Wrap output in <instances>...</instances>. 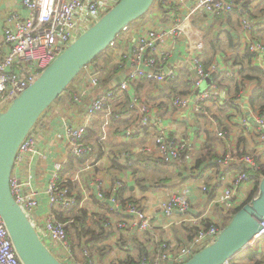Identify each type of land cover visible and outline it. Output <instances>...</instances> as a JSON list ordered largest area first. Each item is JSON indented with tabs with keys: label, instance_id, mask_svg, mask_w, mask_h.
Returning <instances> with one entry per match:
<instances>
[{
	"label": "built area",
	"instance_id": "obj_1",
	"mask_svg": "<svg viewBox=\"0 0 264 264\" xmlns=\"http://www.w3.org/2000/svg\"><path fill=\"white\" fill-rule=\"evenodd\" d=\"M23 6L28 10L27 17H20L14 13L11 25L4 30L5 42L10 52L0 63V113L7 110L10 104L26 91L38 79L41 73L52 64L64 51L72 45L89 28L98 23L114 6L121 0H21ZM167 3L165 9H171L176 4L191 3L193 7L185 22L198 14H204L211 18L225 17L234 13L237 4L234 0H163ZM242 28L248 34L255 31L254 23L244 17ZM131 31L126 27L123 33ZM185 33L184 24L177 26H165L161 29H144L139 31L132 42L129 50L119 54L123 70L121 74L125 80L115 90L108 89L92 100L89 96L100 90L102 73L101 69L90 64L81 72L80 85L77 92L72 95L75 105L85 103L86 121L80 126L68 127L66 140L70 152L78 159L84 158L87 154L95 152L94 148L85 140L88 123L95 114L105 112L106 118L103 124V131L106 133L108 127L113 125L112 117L116 120H127L128 123L122 128V134L127 140L144 137L146 132L156 129L158 133L154 138V146L141 148V152L149 155L158 162L167 164L178 161L187 150V142L170 137L161 131L163 116L155 115L154 109L138 97L133 90L134 83L138 81H149L163 85L169 79L179 76L178 69L170 67L171 51L165 48L169 41H174ZM117 37V39L119 38ZM116 39V40H117ZM116 40L109 46L115 50ZM251 53L264 59V42L251 39L247 45ZM108 49V50H109ZM204 50L202 41L194 44L188 54L192 68L196 71V77L185 76L191 81L194 93L185 97L176 96L169 102L170 108L178 112L207 111L208 101L220 99V87L213 85L210 90L201 94L196 91L202 86L206 77L212 73H218V67L212 66L207 72L202 64L201 53ZM129 94V105L127 108L117 107L121 100L117 97ZM117 100V101H116ZM226 101L227 98L220 99ZM235 104H237L235 102ZM118 109V111L116 110ZM197 111V113H199ZM255 114V113H253ZM256 125L260 140L264 141V115H253L251 119L242 120L243 127ZM38 132L35 128L31 131L22 143L16 159L15 167H20L27 161L30 155L38 151ZM219 138H225L226 134L219 133ZM239 157L232 154L222 156L219 161L222 167L232 165L241 166L245 169H259L258 161L252 158L247 152H240ZM91 167L88 162L82 170ZM63 170L61 164L56 165L54 177L47 189L49 213L44 221H40L37 215L39 202L37 193L30 187L29 182L20 184L18 179L12 176L11 190L22 208L23 212L31 221L40 239L53 255L62 264H97V258L92 255L89 247H84L78 253L74 247L66 224L59 221L55 214L58 210H72L80 206L78 198L68 187H60L59 173ZM222 183L219 192L212 200L213 204L223 213H231L240 204L238 195L244 183H251V176L246 172L222 175L218 178ZM65 182V181H64ZM22 189L25 191L22 193ZM123 189V183L118 181L114 189L108 195L100 193L102 201L119 206L117 199L118 192ZM204 193L210 197L212 189L205 186ZM106 204V203H104ZM163 213L167 218H173L177 213L191 212V202L187 193L178 194L162 204ZM123 219L118 224L119 230L126 229V221H129L131 229L140 232H148L152 227V221L144 210L135 204H127L123 210ZM121 217V218H122ZM206 215H197L189 223L195 229L192 239L181 245H172L167 241L157 244V250L152 256H144L132 262H119L114 264H183L189 261L194 255L204 248L212 245L218 239L223 228L220 224L212 222L205 224ZM110 222L106 228L113 226ZM261 231L256 235L255 240L264 237V222L261 223ZM0 264H23L17 255L9 231L0 216ZM225 264H230L227 262Z\"/></svg>",
	"mask_w": 264,
	"mask_h": 264
},
{
	"label": "crops",
	"instance_id": "obj_2",
	"mask_svg": "<svg viewBox=\"0 0 264 264\" xmlns=\"http://www.w3.org/2000/svg\"><path fill=\"white\" fill-rule=\"evenodd\" d=\"M234 1L237 4V11L235 10L231 17L211 18L204 14H198L188 22H185V17L189 15L193 7L191 3L176 4L171 9H164V12L157 8L153 10L150 13L153 15L148 16L145 21L131 27V31L123 33L116 40L117 46L115 50L109 49L108 55L104 56L101 61L94 65L100 68L101 73H103L101 76L102 88L89 96V99L92 100L95 96L98 97L99 94L104 93L106 90L118 87L117 79L123 76L121 71H118L112 81H110L112 74L109 75V73L110 71L113 73V69L119 67V54L125 50H129L139 31L153 28L161 29L165 26H177L181 24L185 26V33L178 39L169 41L167 46H165L168 51H171L170 67L178 69L179 76L177 78L179 81L175 86L177 91L183 93L182 91L187 89L188 86L193 85L191 81L185 78L187 75H190L192 78L194 77L191 73L193 68L189 62L188 54L194 44L202 41L206 47L204 60H202L205 61L209 56L214 54L212 64L205 69L209 70L213 64H217L219 72L212 73L211 75H216L221 82L220 99H228L227 93H233L234 85L236 87L243 79L239 73L240 67L235 66L234 63L245 60L244 55L247 52L246 48L249 40H257L256 37L258 36L263 41L262 37H264L263 33L257 32L253 35L243 30L242 20L248 7L245 2L248 0ZM255 6L256 2L253 1L251 8ZM14 13H18L22 18L28 16V10L23 6L21 0H0V63L10 52L5 42L4 30L11 25L10 22ZM251 65L264 70V59L257 57L252 61ZM104 66L106 71L102 70ZM211 75L210 79L212 82L204 89L205 91L210 90L214 85V79H212ZM241 83H243L242 94H239L235 102L239 106V109L242 110V116L237 117L238 115H236L231 120L229 116L225 117V115H222L223 119L217 120V124L211 119L206 123L199 122L196 115L171 109L169 102V105L166 102L169 100L166 99H168V96L176 94V92L172 93L166 85L146 86L142 90L141 95L148 98V104L154 109L153 113L155 115L163 116L161 131L170 137L185 142L187 140L189 144H194L192 148L197 153H203L205 143L208 140L207 133L213 134L216 138L219 132L227 131L226 139L221 138L216 141L218 142L217 145L215 143L218 153L224 150L225 154H236L239 149L240 152H252L255 153L256 158L258 157L257 159L262 165L264 164V142L259 138L260 133L256 125L252 121V126H242L244 118L251 119L253 115L259 114L260 109L254 108V110L250 104V99L253 91L257 88V83L250 81H243ZM79 85L80 79L78 77L71 92L56 102L43 116L40 123L35 126V131L38 132L39 138L38 151L30 155L22 166L15 167L13 172V177L18 179L20 184L26 181L29 182L30 187L37 193L39 202L37 215L40 221H44L49 213L47 189L54 177L56 165L61 164L64 167L70 161L72 155L65 137L67 129L71 126H80L87 120L84 110L88 99L83 105H75L72 100V95L77 92ZM132 92L136 94L134 89ZM164 111L166 112L164 113ZM168 111L172 113L173 119L169 118L170 113ZM92 120L93 117L87 125L91 129V133L95 134L86 142L94 148L95 154L99 153L102 156L101 158L100 155L96 156L92 163L89 161L91 165L89 169L82 170V167H76L68 175L74 189L73 194L77 198H81L79 209H87L91 214H100L103 217L107 216V219L112 223L118 221L119 218L122 220L124 208L122 209L120 205L117 207L110 202L102 201L99 197L100 193L109 195L114 189L116 181H120L123 183L125 190L124 198L132 199L135 204L143 206L152 221V227L148 232H140L136 229H131L130 222L126 221L125 230H119L116 233L112 231L113 234L109 238L98 240L101 237H98L99 227L97 225L98 230L97 228L92 229L96 236L90 235L81 242L77 239L81 233L77 230H69L71 240L75 239L73 244L78 253H81L82 247L87 244L95 253L97 264H114L125 262L129 259L137 260L141 255L152 256L155 251H158L157 244L160 241H167L172 245H181L189 242L194 234L192 233L191 229L193 227L189 224V219L187 218L186 221L179 214L173 218H167L161 208L162 204L172 197L184 192L187 193L191 202V214L206 215L207 219L212 222H219L220 218L225 217L213 204L210 199L211 196L208 197L203 191L205 185L208 186L209 183L217 180L213 171H204L202 168H199L195 172L193 171L195 166H191L189 169H180V171H176V169L174 171L172 167H167L170 170V174H173V177H168L169 174L165 173L164 180L156 181L153 178L156 177L155 174L159 171L157 169H154L155 171L146 170L153 168L149 164V158L146 161L149 166L147 167L145 163L146 154L141 151H137V153L131 152V148L135 145L138 147L154 146L155 134L150 131L146 132L142 138L127 140L118 127L110 125L107 132L103 131L101 135L103 122H94ZM188 126H192V131L187 129ZM113 129L117 130V132L115 130L116 133L114 134H119L110 137L109 132ZM101 136L102 140H106L105 144L109 143L107 147L105 145L104 147L102 146L104 141L101 144L98 142ZM113 149L115 152H113ZM110 154L114 155L109 157ZM108 157L111 162L107 160ZM129 158L132 159V162H128ZM173 164L176 165L175 163ZM176 166L181 167L179 165ZM187 170L192 171L188 172ZM188 173L192 174V176L188 177ZM84 174H87L86 176L88 177L85 187L81 181V176ZM252 190V183H244L241 186L238 200H245L249 197ZM24 192L22 189V193ZM217 210L219 211L218 213L216 212ZM260 241L261 239L255 241L251 247H255ZM260 246L262 247L261 251L264 252V242H261ZM235 258L237 259L236 264H252L248 261V258L239 257V255Z\"/></svg>",
	"mask_w": 264,
	"mask_h": 264
},
{
	"label": "water",
	"instance_id": "obj_3",
	"mask_svg": "<svg viewBox=\"0 0 264 264\" xmlns=\"http://www.w3.org/2000/svg\"><path fill=\"white\" fill-rule=\"evenodd\" d=\"M156 0H121L50 64L26 91L0 113V216L23 264H62L46 247L17 203L11 180L18 151L45 112L62 96L85 67L142 19ZM194 78L196 71L191 70ZM125 77L117 79L121 85ZM264 222V176L258 196L237 212L218 239L183 264H225L251 246Z\"/></svg>",
	"mask_w": 264,
	"mask_h": 264
},
{
	"label": "trees",
	"instance_id": "obj_4",
	"mask_svg": "<svg viewBox=\"0 0 264 264\" xmlns=\"http://www.w3.org/2000/svg\"><path fill=\"white\" fill-rule=\"evenodd\" d=\"M253 1L256 2V6L254 8H251ZM245 4H246V6H248L247 10L245 11V16L248 17L254 23L255 31L253 32V35H255L257 32L264 34V0H248L245 2ZM166 6H167V3H164L163 0H156L155 4L153 5V7L150 9L149 12L151 13L152 9L154 7H156L160 11L164 12V9ZM149 14H146L142 19L131 23L129 25V27H133L136 24H138L139 22L145 21L148 18ZM232 14L227 15V17H231ZM164 15H166V14L164 13ZM215 18H223V16L215 17ZM218 20H221V19H218ZM256 38H257V41H262L261 37L257 36ZM262 38L264 41V37H262ZM213 47H215V46H213ZM246 49H247V52L244 55L245 60L240 61V62H235L234 65L240 67L239 73L243 77L241 82L250 81V82H256L257 83V88H255V90L253 91L252 97L250 99V104H251V107L253 109L254 108L260 109L259 114L264 115V70L251 65L252 61L257 58V55L255 53H251L249 51L248 47ZM205 50H206V47L204 45V50L202 51V53L200 55L203 60H204L203 57L205 55ZM108 52H109V50L104 51L91 64L95 65L96 63L101 61L104 56L108 55ZM213 57H214V54H212L211 56H209L207 58V60L202 62L204 68L207 69V67L212 64ZM118 65H119L118 68L116 67L115 69H113V73H111V71H110L109 75L112 74L110 81H112L113 77L118 73V71L123 70L122 65L121 64H118ZM102 70L106 71L105 66H104V68H102ZM209 70H206V71L209 72ZM79 76H81V73ZM78 77L67 88L65 93L56 100V102H58L64 95L71 92V89L73 88V85H74L75 81L78 79ZM212 77H213L212 79H214V84L216 86L218 85L221 88V82L218 80V77L216 75H214ZM178 81H179L178 78L169 79L163 85H166V87H168L169 90L172 91V93L176 92V94H181L180 92L177 91V89L175 87ZM241 82H239L238 85L236 86L237 96L235 97V99L238 98L239 94H241L240 93L241 88H243V83H241ZM157 85H158V83H155V82L138 81V82L134 83L133 89L136 92V95L142 99L143 97L141 95V92L146 86H157ZM112 90H115V88H112ZM117 100H121V102L117 105V107L127 108L129 105V94L126 93L124 95H121V96L117 97ZM55 103L45 112V114L55 105ZM233 104H234V106L232 108L236 109V111H235L236 113L234 114V116H231V115L229 116V118L231 120L233 118H235V116L240 114V113L242 116V111L239 109V106L237 104H235V102ZM116 110L118 111V109H116ZM232 112H234V111H232ZM43 116L40 118V120L36 124V126L40 123ZM105 118H106L105 112L98 113V114H95L93 116L94 122H100V123L103 122V124L105 122ZM112 121H113L112 124L114 126L118 127L119 130H121V132H122V128L124 127V125H126L128 123L127 120L118 121L115 119L114 116L112 117ZM91 132H92L91 129L88 128L86 138H85L86 141L89 138L91 139V136L93 134H95V133H91ZM116 132H117V130H116ZM102 133H103V129H101V135H102ZM219 133L227 134V131H221ZM217 136L215 138L213 134L207 133L208 140L205 143V147H204V151H203L204 153L201 155L200 158L197 159L196 164H195V168H193V170L202 168L204 171H213V173H215L217 180L215 182L213 181V182L209 183V185L207 186V188L212 189V194L210 195L211 196L210 199L213 200L215 198L216 192L221 188L222 183L219 181L218 178H220V176H222V175H227V174L232 175V174L237 173V172L240 173V172L246 171L251 176V183L253 184V190H252L251 194L249 195V197H247L245 200H242V203L234 211H232L230 214L225 216V223L222 226V228H224L227 226V224L230 222L232 217L237 212H239L244 206L250 204L252 202V200L258 196L260 182H261L262 177L264 176V164L261 165L260 161H258V166H259L258 170L257 169L249 170V169H245L241 166H237V165H232V166H229L227 168L222 167L221 164L219 163V161L222 159V157H220L217 154L216 147H215V143H217L216 141L221 139V138H219V136L218 137ZM101 140H102V136H101V138L99 137V139H98V142L100 144H101ZM239 152H240V149L237 153H239ZM95 153H92L89 155L87 154L82 159H78L74 155H71L70 161L66 163V165L63 167V170L59 173V177L61 180L60 187H68L71 191H74L72 184H71V181L68 178V175L71 174V172L76 167H84L89 161H91V163H92L93 159L96 158V156L100 155L99 153L98 154H95ZM240 155H241V153L237 156H240ZM101 156L102 155H100V158H101ZM183 159L185 160V157ZM128 162H132V159L129 158ZM159 164L166 165V166L174 165L173 163L167 164V163H163V162H159ZM175 164L179 165V162H177ZM124 193H125V190L123 188L118 192V197H117V199H119V201H120V206L122 209L125 208L127 206V204L134 203V201L132 199L124 198ZM78 201L80 202L81 198L78 197ZM55 214H56L57 219L59 221L66 224L68 233H69V230L70 231L77 230L81 233L77 237L79 242H81L84 238H87L90 235H93V237L96 236L94 234V231H92V228L89 227V225H88V222L91 221L92 219L94 220L93 223L95 225H98V227H99L98 237H101V239H98V240H105L113 234L112 231H106L105 225L110 223L109 219H107V216L103 217L100 214H91V213H89V211L87 209H79V207L76 206V208L72 209V210L55 211ZM211 223H212L211 220H209V219L205 220V224L207 226L210 225ZM191 230H192V233H195L194 227ZM74 240L72 241V243H74ZM261 242H264V237L261 239V241L259 243L256 244L255 247H251V246L247 247V249H245L244 251H242L239 254V257L242 256V257L248 258V261H250V263H252V264H264V252L261 251V249H262V247L260 246ZM85 246L88 247L87 244ZM144 256H148V255H141L140 258H142ZM236 260L237 259L234 258L230 262V264H236L235 263ZM132 261H134V259H129V260H126L125 262H132Z\"/></svg>",
	"mask_w": 264,
	"mask_h": 264
},
{
	"label": "rangeland",
	"instance_id": "obj_5",
	"mask_svg": "<svg viewBox=\"0 0 264 264\" xmlns=\"http://www.w3.org/2000/svg\"><path fill=\"white\" fill-rule=\"evenodd\" d=\"M153 10H156V7H154L153 9H152V11ZM150 13V12H149ZM148 13V14H149ZM151 15H153V14H149L148 16H151ZM262 42H264V41H262ZM212 66H216V67H218L217 66V64H213ZM211 66V67H212ZM211 82H212V80L210 79V77H206L205 78V80H204V82H203V84H202V86L199 88V89H197V91H196V96H195V98H197V96H198V94H201V93H203L205 90V88H207L210 84H211ZM186 84H187V82H185ZM188 86V85H187ZM222 86V85H221ZM243 88H241V90H242ZM183 93H181V94H172L170 97H168V99H166V100H169V101H166L167 102V105H169L168 104V102H170L171 101V99L172 98H174V97H176V96H180V97H185V96H187L188 94L190 95V93H194L195 91H194V88H193V85H190V86H188V88L187 89H185L184 91H182ZM228 94V95H227ZM226 95L228 96V99L226 100V101H221L220 99H218V100H216V101H208L207 102V107H205L206 108V112L204 111V110H201L200 112L198 111V110H195L194 111V113H195V115H196V118L198 119V121L199 122H208L209 121V119H211V120H214L215 122L217 121V120H221V119H223L222 118V115H225V117H228V116H234V113H236L235 111H236V109L235 108H232L233 106H234V102H235V97L237 96V91H236V87H235V85H234V87H233V93H227ZM241 94H242V92H241ZM225 97V96H224ZM144 101H145V103L146 104H148V102H149V100H148V98L146 97V96H144L143 98H142ZM165 102V103H166ZM166 105V106H167ZM165 110H167V108H165ZM197 111L199 112V113H197ZM232 111H234V112H232ZM242 111V110H241ZM166 111H164V113H165ZM170 114H169V118H172L173 119V116H172V113L170 112V111H168ZM183 113V112H182ZM190 113V112H189ZM167 116V115H166ZM241 116V114H238V116L237 117H240ZM203 117V118H202ZM201 119H203V120H201ZM201 120V121H200ZM178 122V121H177ZM179 122H182V121H179ZM216 124H217V122H216ZM187 129L189 130V131H192V126H188L187 127ZM115 130L116 129H113L112 131H110L109 132V136L110 137H113V135L115 136V135H118L119 133H117V134H114V133H116L115 132ZM188 130H185V131H188ZM151 132L153 133V134H157L158 133V131L156 130V129H151ZM111 134V135H110ZM107 137H108V135H107ZM155 138V137H154ZM109 139V138H108ZM224 139H226V137L224 138ZM104 141V142H103ZM127 141V140H126ZM103 142V144H102V146L104 147V145H105V147H107V145L109 144V143H106L105 144V142H106V140H101V143ZM186 142L188 143H186L187 145H188V148H187V150L183 153V155H182V157L178 160V161H176L175 163H177V162H179V166H181V167H178V166H176V165H171V166H166V165H162V164H159V162H157L156 160H154L152 157H150L149 155H146V160H145V163H146V161H147V159L149 158V164L151 165V167H153V168H151V169H146V170H153V171H155L154 169H157V171H159L158 173H156L155 175H156V177H154L153 179L154 180H156V181H161V180H164V175H166V174H169V176L168 177H173V174L171 173L170 174V170H168L167 169V167H172V169L174 170V169H176V171H180V169L181 170H183V169H189V167H191V166H195V164H196V161H197V159L198 158H200L201 157V155L204 153H201V154H199V152L197 153L196 152V150H194L192 147L194 146V144H189V142L186 140ZM264 142V141H263ZM117 143V142H116ZM218 143V142H217ZM217 143H216V145H217ZM118 144V143H117ZM133 146V145H132ZM103 147H101V148H103ZM216 147V146H215ZM100 148V147H99ZM141 148L142 147H138V146H133L132 148H131V152H133V153H137V151L138 152H140V150H141ZM133 149H135V150H133ZM218 148H216V150H217ZM109 152V151H108ZM108 152H107V154H108ZM113 152H115V150L113 149ZM217 152V151H216ZM105 154V153H104ZM142 154V153H141ZM217 154L220 156V157H222V156H226V155H228V153H224V150L221 152V153H218L217 152ZM230 154H232L233 156H235V157H239V156H237V155H239L240 153H230ZM248 155H250L252 158L254 157V158H256V156H255V153H252V152H248L247 153ZM112 155H114V154H110L109 155V157L110 156H112ZM143 155V154H142ZM108 157V159L107 160H109L110 158ZM185 157V160H186V158H187V160L185 161V162H183L184 161V158ZM258 158V157H257ZM256 158V160L257 161H259L258 159ZM95 159V158H94ZM112 159V158H111ZM94 162V161H93ZM109 162H111L110 160H109ZM183 162V163H182ZM263 162H264V160H263ZM146 165H147V163H146ZM154 165V166H153ZM103 166V165H102ZM147 167H149L148 165H147ZM163 167V168H162ZM177 168H179V169H177ZM143 169H145V168H143ZM142 169V170H143ZM166 169V170H165ZM175 171V170H174ZM188 172H191L190 170H187ZM193 171H198V169H195V170H193ZM162 172H164V173H162ZM166 173V174H165ZM87 174H84V175H82L81 177H82V179H81V181H82V184H84V187L86 186V183H87V181H88V177L86 176ZM140 175V174H139ZM188 175V177H191L192 176V174H190V173H188L187 174ZM174 179V178H173ZM116 183H117V181H116ZM206 186V185H205ZM186 192H184V193H182V194H185ZM76 194H78V192H76ZM107 195V194H106ZM188 197V196H187ZM241 203H242V201H241ZM138 205V204H137ZM139 207H140V209L141 210H144V208H143V206H140V205H138ZM218 208V207H217ZM218 210L220 211V213L222 214V215H228V214H230V213H223L219 208H218ZM216 211L217 213L219 212V211ZM145 211V210H144ZM147 214V213H146ZM181 215L182 217H184L183 219H189L188 221L189 222H191V220L193 219V218H195V217H197V214L196 215H193V214H191L190 212H187V213H177L176 215ZM175 216V215H174ZM115 218H117V216H115ZM93 219L91 220V221H89L88 222V225H89V227H91L92 229H95V228H97V230H98V227H97V225H95L94 223H93ZM116 221V220H115ZM120 221H121V219L119 218L118 219V221H116V222H114V225L113 226H110V227H108V228H106V231H113L114 233H116L117 231H119V228H118V224L120 223ZM187 221V220H186ZM116 223H118V224H116ZM217 224H220V226L222 227L223 225H224V223H225V217H222V218H220V221L219 222H216ZM162 241H160V242H158V244L159 243H161ZM85 247V246H84ZM84 247H82V249L84 248ZM89 250L92 252V255H94L95 256V253L92 251V249L89 247Z\"/></svg>",
	"mask_w": 264,
	"mask_h": 264
}]
</instances>
